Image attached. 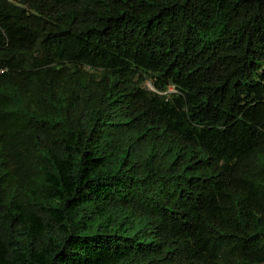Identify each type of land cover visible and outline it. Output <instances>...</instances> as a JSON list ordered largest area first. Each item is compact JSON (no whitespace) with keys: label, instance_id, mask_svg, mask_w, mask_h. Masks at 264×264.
<instances>
[{"label":"trees","instance_id":"16d2710c","mask_svg":"<svg viewBox=\"0 0 264 264\" xmlns=\"http://www.w3.org/2000/svg\"><path fill=\"white\" fill-rule=\"evenodd\" d=\"M0 264H264V0H0Z\"/></svg>","mask_w":264,"mask_h":264},{"label":"built area","instance_id":"2783aa9c","mask_svg":"<svg viewBox=\"0 0 264 264\" xmlns=\"http://www.w3.org/2000/svg\"><path fill=\"white\" fill-rule=\"evenodd\" d=\"M169 89H170V90H174V88H173V87H170Z\"/></svg>","mask_w":264,"mask_h":264},{"label":"rangeland","instance_id":"374dc122","mask_svg":"<svg viewBox=\"0 0 264 264\" xmlns=\"http://www.w3.org/2000/svg\"><path fill=\"white\" fill-rule=\"evenodd\" d=\"M149 86H152L149 82H146Z\"/></svg>","mask_w":264,"mask_h":264}]
</instances>
